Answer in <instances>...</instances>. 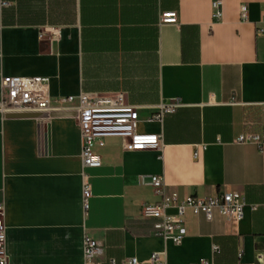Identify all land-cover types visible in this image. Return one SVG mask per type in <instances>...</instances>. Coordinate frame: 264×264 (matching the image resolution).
<instances>
[{
  "label": "crops",
  "instance_id": "crops-1",
  "mask_svg": "<svg viewBox=\"0 0 264 264\" xmlns=\"http://www.w3.org/2000/svg\"><path fill=\"white\" fill-rule=\"evenodd\" d=\"M7 1L0 92L2 76H46L52 107L0 117L10 264H83L84 235L104 242L99 260L159 252L169 264H264V0H222L221 19L214 0ZM165 11L178 22L162 24ZM81 92H125L138 107V132L160 135V146L124 148L109 136L94 147L102 166L84 169L78 101H60ZM175 98L181 107L150 120ZM142 175H162L180 201L237 189L248 203L244 218L233 225L218 212L208 221L189 211L177 245L143 216L161 197Z\"/></svg>",
  "mask_w": 264,
  "mask_h": 264
},
{
  "label": "built area",
  "instance_id": "built-area-1",
  "mask_svg": "<svg viewBox=\"0 0 264 264\" xmlns=\"http://www.w3.org/2000/svg\"><path fill=\"white\" fill-rule=\"evenodd\" d=\"M10 5L7 0H0V9ZM214 17H222V0H214ZM247 7L243 6L241 18L247 19ZM264 21V18H263ZM160 22L177 23L176 11H165ZM260 33H264L261 28ZM43 35V32H41ZM50 78L46 76H2L0 92V117L10 115L50 113L51 98L49 93ZM78 101L76 119L82 137L81 160L86 168H98L103 164L102 158L94 152L97 142L105 144V138L116 136L122 139L124 148H143L160 146L161 136L157 134H140L138 132V107L131 104L125 92L97 93L81 92L77 96L61 97V102ZM182 106L180 99H169L156 106L150 118L152 121H162L168 113L175 112ZM245 137H241L244 140ZM258 140V139H256ZM140 182L150 184L161 197L157 203L145 204L143 216L156 219L155 235L161 236L179 245L186 235V215L189 211L203 215L208 221L214 219L218 212L226 217L233 225H238L244 218V209L248 205L245 195L237 189L225 191L222 194L201 198L194 195L180 201L178 194L167 189L162 175L140 176ZM92 196L91 177L83 173L82 199L84 209L89 206ZM254 210L257 205H253ZM175 209V213H170ZM3 206L0 205V264H10L7 252V228L1 215ZM102 240L84 235L83 264H169L162 253L155 252L147 260L137 257H127L119 260L109 257L99 260L104 249ZM261 260V258H259Z\"/></svg>",
  "mask_w": 264,
  "mask_h": 264
},
{
  "label": "water",
  "instance_id": "water-1",
  "mask_svg": "<svg viewBox=\"0 0 264 264\" xmlns=\"http://www.w3.org/2000/svg\"><path fill=\"white\" fill-rule=\"evenodd\" d=\"M11 116H15V117H20V116H33V117H37L40 116V114H21V115H11Z\"/></svg>",
  "mask_w": 264,
  "mask_h": 264
},
{
  "label": "rangeland",
  "instance_id": "rangeland-1",
  "mask_svg": "<svg viewBox=\"0 0 264 264\" xmlns=\"http://www.w3.org/2000/svg\"><path fill=\"white\" fill-rule=\"evenodd\" d=\"M95 152V151H94Z\"/></svg>",
  "mask_w": 264,
  "mask_h": 264
}]
</instances>
